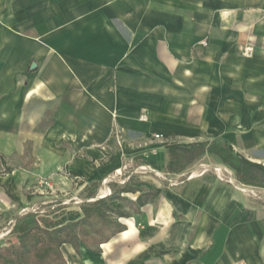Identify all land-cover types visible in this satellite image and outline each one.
<instances>
[{
    "label": "crops",
    "instance_id": "crops-1",
    "mask_svg": "<svg viewBox=\"0 0 264 264\" xmlns=\"http://www.w3.org/2000/svg\"><path fill=\"white\" fill-rule=\"evenodd\" d=\"M200 141L264 165V0H0V244L44 176L160 192L68 264H264V187L211 153L167 171Z\"/></svg>",
    "mask_w": 264,
    "mask_h": 264
},
{
    "label": "trees",
    "instance_id": "trees-1",
    "mask_svg": "<svg viewBox=\"0 0 264 264\" xmlns=\"http://www.w3.org/2000/svg\"><path fill=\"white\" fill-rule=\"evenodd\" d=\"M166 148L169 172H182L201 155L211 153L235 171L238 181L264 187V165L235 153L227 142H171L166 143ZM100 185L93 182L84 187L81 210H62L65 205L60 199L46 210L30 209L16 214L10 237L0 244V264H68L63 244L79 250L81 245L92 247L108 242L126 229L121 217L140 214L141 208L160 194L153 189L133 200L126 193L136 192L137 188L112 182L111 193L98 197Z\"/></svg>",
    "mask_w": 264,
    "mask_h": 264
},
{
    "label": "rangeland",
    "instance_id": "rangeland-1",
    "mask_svg": "<svg viewBox=\"0 0 264 264\" xmlns=\"http://www.w3.org/2000/svg\"><path fill=\"white\" fill-rule=\"evenodd\" d=\"M9 168L12 167L7 164L6 160L0 157V176L8 173ZM195 168L196 167H193V169ZM63 172H65V169ZM49 180L51 181V179ZM33 184H35L34 181L29 184H24L19 191H14V194L25 202L22 208L27 207L29 209L35 208L46 210L49 204H53L52 202L60 199L65 200V205L75 208H77L81 203L79 199L83 192H81L78 185L73 182L65 180L53 183L51 181V187L43 184L42 186L38 185L37 188H32ZM101 189L103 191L106 190L104 185ZM6 223L7 220L3 217L0 218V233L5 231L4 227L7 225Z\"/></svg>",
    "mask_w": 264,
    "mask_h": 264
},
{
    "label": "built area",
    "instance_id": "built-area-1",
    "mask_svg": "<svg viewBox=\"0 0 264 264\" xmlns=\"http://www.w3.org/2000/svg\"><path fill=\"white\" fill-rule=\"evenodd\" d=\"M246 54H247V55H251L250 51H248V50H247ZM143 117H145V116H143ZM162 137H163V136L160 135V134H156V135H155V138H162ZM141 169H147V167H146V166H142ZM188 176H189V177L193 176V173L191 172ZM170 181H171V183H174V181H172V180H170ZM34 182H35V184H33V187H32V188H35V187L37 188L38 185L42 186L43 184H46V185H48V186H50V187L52 186V185H51V181H50L48 178H45V177H38V178H36V180H34ZM242 190H243V191H246V192L248 191V192H251V193H255L254 190H252V189H245V187H243ZM110 193H111V188L108 187L106 190L100 192L99 195H98V197H105L106 195H108V194H110ZM89 200H92V199H89ZM64 203H65V202H64ZM30 209H32V210H39V209H35V208H30ZM30 209L27 208V207H25V208H23V209L21 210V213L26 212L27 210H30ZM8 232H9V231L5 230L4 232L0 233V238L5 237V235H6Z\"/></svg>",
    "mask_w": 264,
    "mask_h": 264
}]
</instances>
